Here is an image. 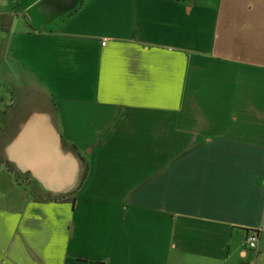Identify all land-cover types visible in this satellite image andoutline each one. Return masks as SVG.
<instances>
[{
	"label": "crops",
	"instance_id": "crops-1",
	"mask_svg": "<svg viewBox=\"0 0 264 264\" xmlns=\"http://www.w3.org/2000/svg\"><path fill=\"white\" fill-rule=\"evenodd\" d=\"M0 2V264H264V0Z\"/></svg>",
	"mask_w": 264,
	"mask_h": 264
},
{
	"label": "rangeland",
	"instance_id": "rangeland-1",
	"mask_svg": "<svg viewBox=\"0 0 264 264\" xmlns=\"http://www.w3.org/2000/svg\"><path fill=\"white\" fill-rule=\"evenodd\" d=\"M16 8L18 9V7L16 6L12 11H15ZM6 11V10H9V5L7 6H2L1 5V2H0V11ZM16 23V16L14 15V12L12 13H7V14H2L0 12V38H1V35L4 34V32H8V30L12 29L14 30L15 28V24ZM23 25H25L22 21L19 22V25L17 28L15 29H21V27H23ZM2 63V57L0 56V64ZM16 119V118H15ZM9 120V119H8ZM12 127H13V124H12ZM4 135H1L0 136V139H4L3 137ZM6 138V137H5ZM0 140V142H1Z\"/></svg>",
	"mask_w": 264,
	"mask_h": 264
},
{
	"label": "built area",
	"instance_id": "built-area-1",
	"mask_svg": "<svg viewBox=\"0 0 264 264\" xmlns=\"http://www.w3.org/2000/svg\"><path fill=\"white\" fill-rule=\"evenodd\" d=\"M107 43V39L104 38L102 41H101V44L102 45H106ZM257 241H258V236L256 233H251L249 235L246 236V239H245V243L252 249L256 248L257 246Z\"/></svg>",
	"mask_w": 264,
	"mask_h": 264
}]
</instances>
